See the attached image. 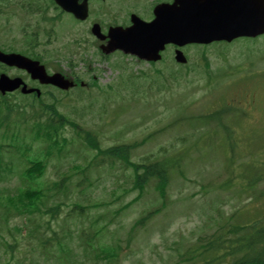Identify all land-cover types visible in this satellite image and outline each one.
<instances>
[{"label":"rangeland","instance_id":"1","mask_svg":"<svg viewBox=\"0 0 264 264\" xmlns=\"http://www.w3.org/2000/svg\"><path fill=\"white\" fill-rule=\"evenodd\" d=\"M71 24H73V21L67 16L60 25V29L64 30ZM80 29L81 33L78 35H83L88 38L89 42L83 43L86 49H80L82 51L78 56H93L95 58L90 65L91 68L96 69L95 78L100 84L112 81L115 79L117 72L110 67L109 61L118 60L119 57L113 55L109 60H99L95 53L96 47L92 43V36L85 35L87 34L85 26H82V28L80 27L78 30ZM58 35V44L61 45L66 44L72 38L71 33L65 30L63 32L58 31ZM262 37L264 38V36ZM212 44L213 48L218 51L223 49L221 44L225 43L216 42ZM53 45L57 46L56 44ZM192 51L193 50L190 49L188 53H190L191 59H194L195 53ZM119 55L121 54L119 53ZM73 59L77 61V56L73 57ZM66 60L65 57L58 58L54 61V65L64 72H68L70 69L77 70L83 73V79L86 80L88 79V74H92V71L85 72L86 65H84L83 62H78L77 65L70 66L66 64ZM125 61L133 71H139L145 68L151 69L149 64L141 63L131 56L125 58ZM219 63L220 59L216 56H212V65L214 66ZM217 72V75L206 77V88H204L201 99L194 97L198 99L197 102H190L186 104L184 108L181 103L190 101L193 98V92L179 91L178 93L167 96L166 94H164L165 96H161L162 92H153L151 97H148L147 103H145L144 100H140L138 103L131 102V104H129V102L122 103V109L125 111L117 113V122L115 124L119 125L123 121L128 123L131 122L126 135L132 137L133 140L140 139L144 135L154 136V138L147 141L145 145L138 147L132 153V158H134L135 154L140 156L144 152L154 148L156 149V144L167 146L169 142L172 143L176 137L184 136L189 131L194 130V126L189 125L188 121L186 122V120L179 119L181 117V112L190 116L198 115L201 113V105L211 106L208 108L210 109L208 110L209 112L213 108L220 106L221 103H224L220 101L223 97H225L229 103L234 104L237 110L240 109L242 104V107H246L244 109L253 111L252 116L255 115V117H253L254 120L247 119L246 123H243L241 120L237 119L238 113L234 114L230 112L226 114L224 120V123H229L234 128V132L229 138L224 131L217 130L215 132V140H212L213 135L211 133L203 135L199 138V141L196 142H194V138L190 137L189 140H192L194 144L190 142L185 143V145L180 144V147H177L176 150L169 152L170 155L178 153L181 161H184L181 163L180 167L183 171V175L175 172L170 178L166 188L169 198L167 203L164 204L161 210L156 213L147 225L141 227L143 232L136 233V236L132 237L128 243L126 241L125 232L129 233L130 225L137 214L139 216L141 211L142 213L148 211L149 207L145 206L143 203L147 202V199H150L153 195L156 197L154 192L151 191L148 186H145L141 190V196L138 201L125 210L124 214L120 216V219L109 227L116 228L106 229L103 233L102 241L108 244L112 239H123L122 252L119 255L120 264H176L174 262L177 259L175 257L176 252L173 249L176 247L175 242L178 240L176 233H178L181 238H187L191 233H196L198 235L199 233L201 235L205 234L208 229L205 224L201 225L208 219L205 214L211 219H217L218 212L223 213L224 209H229L230 211L237 203L238 206L234 209L235 215L232 218L233 220L248 219L256 212L258 201H249L250 199L246 198L247 193L242 194L237 192L235 198H232L231 191L233 190L232 187L237 177H232L229 181L223 180L225 174L222 159L220 157H229V142L232 141L236 143V148H234L233 152L234 159H230V166L235 173H238L241 169V166L237 164L240 159L242 157L246 160L250 159L249 155L242 154L245 152L247 153L250 149L245 147V144L241 145L240 148L238 146L241 143H247L251 137H253L256 145H264V66L259 69H244L239 65H223L217 69ZM92 80L93 79H90V81ZM180 82L179 86H182L185 84V79H182ZM179 86H173L172 88L176 87L174 89L176 90ZM95 87L99 88L98 86ZM192 89L196 91L194 87H192ZM76 91L77 90H74V92ZM160 97H163V99L160 100ZM115 103L116 100L111 98L109 103V110L111 113L114 112L112 110L114 107H118V104ZM176 103L181 105H175ZM258 109L263 110L261 115H257L256 111ZM230 120L232 122H230ZM205 127L206 126L202 123H199L198 126L195 127V130L200 129V133H202ZM107 128L102 129L103 133L101 134V139L103 144L114 142L111 137H109V130ZM243 131L246 135L243 134ZM205 140L211 142L209 146L202 143ZM10 144L14 145V141L10 142ZM37 145L38 142H35L34 147H37ZM7 153L8 151L1 150L2 155ZM262 161H264V158ZM53 163H55V161L52 160L46 175L47 178L53 177L51 168ZM177 169L178 167L173 168L171 174ZM10 170V161H8L7 166L4 162L0 161L1 173H9ZM106 170L110 171L115 176L110 173H105L101 182L97 184L94 194L91 197V202H98L103 205L96 210L91 209L92 211L90 210L91 212L89 214L91 217L95 216L97 213H106L117 207L121 201L118 199L121 195L120 192L123 191V188H127L129 184L128 178L131 172L128 168L122 170L117 169L116 166L107 165ZM27 178L30 183L33 182L29 177ZM16 181L17 176L13 175L10 184H14ZM117 184L120 189L116 187ZM261 186L262 183L259 184L257 188ZM218 188H228L229 192L218 190ZM134 195L135 192L126 194L122 197L123 203L129 201ZM161 205L162 198L160 197L155 202V206L159 207ZM216 208H218V211ZM76 213L79 215L83 214L81 211ZM196 221L201 222L200 229L188 228ZM150 226H154L156 230L167 229L164 230L163 233L157 232L156 234L154 233L146 236V234L150 232ZM144 238H147L149 241H141ZM8 257L9 253H5L4 246L0 245V259L4 260ZM85 264H90V262L86 261Z\"/></svg>","mask_w":264,"mask_h":264},{"label":"trees","instance_id":"2","mask_svg":"<svg viewBox=\"0 0 264 264\" xmlns=\"http://www.w3.org/2000/svg\"><path fill=\"white\" fill-rule=\"evenodd\" d=\"M256 45H258V52L261 53L264 49V42H257ZM198 46L199 45H193L195 48ZM213 52L212 49H208L207 45H204L196 52V57L193 61L188 62V64L178 65L177 69L169 67L167 63H162V66L156 67V64L152 62V70H140L138 74L134 73L128 67L126 62H114L111 66L113 69L119 70L117 78L112 83H107L104 87L100 86L98 92L100 94L110 93L112 97L116 96L113 100L118 99L119 104L120 101L127 99H144L147 96V92H152L151 90L153 88L155 91L161 92L164 89L171 87L169 83L177 85L178 81L185 78L186 74L189 73H193L197 77L202 75L201 73L204 71L205 75L209 77V54H212ZM223 52L224 51H221V53ZM76 93L77 96L75 98L80 101L77 105V112L73 108L59 109L58 104H60V96L53 93L47 96L48 101L43 104L46 107L44 109L45 113L43 117L42 115L36 116L33 107L31 105L23 104L21 100L6 105L4 108L0 109V129L4 130L1 132L0 136L6 139L11 130H21L22 133L25 132V130L17 129L15 127L17 125H10V117L13 112L17 111V116L22 119L24 124L32 123L29 128L32 134L35 136L40 134L41 131L39 129L41 126H44L47 128L46 136L50 140L49 144L58 146L57 136L59 128L62 129L66 125L78 127V123L75 121L76 119H79L85 127H89L96 118L99 117L102 119V115L109 109L108 104L110 103V100L97 104L98 98L94 100L93 98H86V95H84L82 91ZM63 94L70 97L69 93ZM29 107L32 112L28 111L27 108ZM234 110L238 113L237 117H245L248 115V117H250L249 119L254 120L253 117H255V115L251 117L249 112L252 111H249V109H244L245 111L241 110L239 112V110H236L234 107L232 111ZM229 111H231V109H228L227 107H220L209 113L196 115L192 118H194L196 122L203 123L204 125L211 122L220 125L219 119ZM256 112L257 115H261L263 110L258 109ZM108 114L109 113L106 112L104 116ZM185 118H187L188 121L190 120L188 116H185ZM192 122L194 121L192 120ZM106 125H108V122ZM227 127L228 126H224V129L227 130ZM50 129L56 134L51 135L49 132ZM102 129L103 128L101 127L99 131L94 134L87 131L83 135L85 143L101 153V155L104 156L105 162L115 164L118 161H123L126 166L131 167L134 172V186L137 187L140 192L143 189V186L147 183V180H150L152 177L156 178V188L160 195L165 197L164 189L168 182L169 170L172 167L174 168L175 166H178L181 158H176L175 156L174 159H167L169 157L166 155V153L168 154L167 147L160 146L156 152H149L146 155L139 156L136 160H131V150L138 145H143L148 139L145 138L140 141L135 140L131 143L122 142L102 145V141H100L99 138ZM187 135L190 137L194 136L195 130L188 132ZM151 136L153 135H149L148 138H152ZM110 137H115L113 131L110 133ZM121 138L123 139L124 136ZM184 140L186 139L184 138ZM47 147L51 150L50 146ZM230 149H232V146H230ZM160 152L164 153L161 157H158L157 155ZM38 160L37 157L28 159V164L24 169L27 176L32 175L33 177H36V174L39 175L41 173L42 169L40 168H43V163ZM263 179L264 173L259 169L256 175L249 179L248 184H250L249 186L252 188ZM20 195L23 198H37L36 192H33L30 189H26L23 192L20 191L19 196ZM258 196H264V191L261 190ZM83 200L84 198L82 194L79 196V203ZM157 210L158 209L155 211ZM253 217H256V219L250 218L249 220L238 221L235 223L230 222L227 224L220 223L219 227H217L212 233H207L205 236L202 235V239L197 238L191 244L184 243L183 245H186L185 249L183 248L182 251L177 249L176 251L178 253V260L182 263L186 262L187 264H264V213L256 214ZM40 243L43 245L45 251L43 253L46 254V256L47 254L56 251L57 258L59 259L63 253V249L66 250V256H63V259L59 264H83L81 262L77 263V260L72 256V249L67 243L58 240L55 235L47 240H44V237L41 238ZM116 254L117 252L114 247L107 246L99 249L97 254H93L90 257V260H97L98 258L109 259V256H115Z\"/></svg>","mask_w":264,"mask_h":264},{"label":"water","instance_id":"3","mask_svg":"<svg viewBox=\"0 0 264 264\" xmlns=\"http://www.w3.org/2000/svg\"><path fill=\"white\" fill-rule=\"evenodd\" d=\"M56 1L66 10L74 12L76 17H85L86 10L73 0ZM154 13L155 18L150 22L135 18L127 28L110 27L104 51L108 53L121 49L141 59L156 60L167 43L183 45L230 41L238 36H255L264 32V0H174L172 4H159ZM98 28L95 24L92 30L99 36ZM0 55L3 56L0 59L9 64L34 71L31 65L35 63L22 56ZM175 58L180 62L185 61L179 50ZM46 79L62 87L69 85L58 76Z\"/></svg>","mask_w":264,"mask_h":264},{"label":"flooded vegetation","instance_id":"4","mask_svg":"<svg viewBox=\"0 0 264 264\" xmlns=\"http://www.w3.org/2000/svg\"><path fill=\"white\" fill-rule=\"evenodd\" d=\"M169 1L171 0H88L87 4L90 19L119 21L109 25L126 27L130 24L132 14L142 19L152 18L154 6L157 3ZM6 2L10 12L13 9V14L24 13L32 17L43 14L44 0H6ZM21 73L24 74V72Z\"/></svg>","mask_w":264,"mask_h":264}]
</instances>
